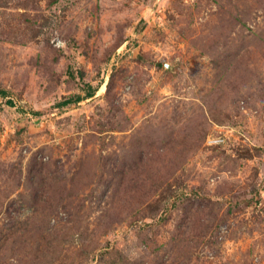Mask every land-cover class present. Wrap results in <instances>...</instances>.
<instances>
[{
    "label": "rangeland",
    "instance_id": "obj_1",
    "mask_svg": "<svg viewBox=\"0 0 264 264\" xmlns=\"http://www.w3.org/2000/svg\"><path fill=\"white\" fill-rule=\"evenodd\" d=\"M0 90V264H264V0H0Z\"/></svg>",
    "mask_w": 264,
    "mask_h": 264
},
{
    "label": "trees",
    "instance_id": "obj_2",
    "mask_svg": "<svg viewBox=\"0 0 264 264\" xmlns=\"http://www.w3.org/2000/svg\"><path fill=\"white\" fill-rule=\"evenodd\" d=\"M2 93L5 94V91L0 90V94H2ZM88 95L91 96V95H92V91H90V92L88 93ZM80 100H81V96L79 95V96H77L75 99H74V98L65 99V100L59 102L58 104H59V105H68V104H70V103H72V102L80 101Z\"/></svg>",
    "mask_w": 264,
    "mask_h": 264
}]
</instances>
